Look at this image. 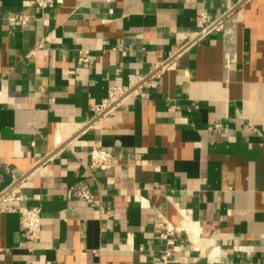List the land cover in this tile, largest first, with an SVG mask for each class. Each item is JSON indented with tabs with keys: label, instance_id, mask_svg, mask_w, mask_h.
Wrapping results in <instances>:
<instances>
[{
	"label": "crops",
	"instance_id": "0c3cea01",
	"mask_svg": "<svg viewBox=\"0 0 264 264\" xmlns=\"http://www.w3.org/2000/svg\"><path fill=\"white\" fill-rule=\"evenodd\" d=\"M26 174L41 236L0 210V264H264V0H0V190Z\"/></svg>",
	"mask_w": 264,
	"mask_h": 264
},
{
	"label": "built area",
	"instance_id": "2783aa9c",
	"mask_svg": "<svg viewBox=\"0 0 264 264\" xmlns=\"http://www.w3.org/2000/svg\"><path fill=\"white\" fill-rule=\"evenodd\" d=\"M62 1L63 0H32V2L40 9L54 7ZM17 18L21 20L22 23L26 21V18L22 14L18 15ZM204 18L205 16L201 17V19ZM217 27H220L219 22L211 25L209 29ZM44 40L45 39L41 41V45L44 43ZM79 61H88L87 51L82 52L79 57ZM164 64L166 65L167 63H162L160 67H164ZM160 67L157 68L160 69ZM148 79L149 78L147 77H140L139 79H133L127 85L121 84L109 86L108 95L102 101L95 103L92 106L94 119L93 123L96 120L101 119L104 115H107L108 112L112 111L115 107L125 101L131 94H137L141 84L146 82ZM93 123H89V125H92ZM90 158L91 166L95 168L110 170L114 165L113 153L102 147H94L90 151ZM27 174L20 179H13V183L9 187L4 190H0V210L18 212L20 215V224L22 229L25 231L26 236L31 240H35L40 238L42 232V209L39 206H16L14 204L15 201L20 199L22 189L26 186L24 179ZM72 193L74 196L83 198L90 203L96 202L88 183L84 180H79L73 185ZM173 230L174 229L172 227H168L167 233L173 234ZM215 262L217 261H212L211 264H215Z\"/></svg>",
	"mask_w": 264,
	"mask_h": 264
}]
</instances>
